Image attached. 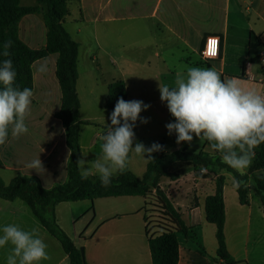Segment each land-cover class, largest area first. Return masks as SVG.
<instances>
[{"label": "crops", "instance_id": "1", "mask_svg": "<svg viewBox=\"0 0 264 264\" xmlns=\"http://www.w3.org/2000/svg\"><path fill=\"white\" fill-rule=\"evenodd\" d=\"M78 6L80 21L70 23L76 38L70 28L66 29L80 44L79 58L84 47L85 60L92 65L79 67L77 84L81 97L80 120L92 123L82 125L80 129V146L82 156L87 154L83 156L86 161L94 160L99 154L100 137L107 130V125L111 124L109 117L112 112L106 109V99L109 85L114 81L126 82L128 101L141 100L150 105L140 115L160 130L149 134L141 130L136 122L133 129L135 143H143L145 147L153 143L164 144L168 152V145L176 143V139H173L175 133L169 135L165 127L173 120L166 102L160 100L158 85L171 86L173 71L177 67H184L186 72L187 67L211 68L216 64V71L222 79L236 78L243 87L263 92V85L259 82L264 77V62L261 59L257 64L249 62L241 77L231 74L235 73L231 70L236 65L244 67V63L250 60L251 33L264 42V0H80ZM211 35L220 37V57L204 60L201 51ZM20 37L32 49L46 46L47 28L43 12L22 19ZM263 53L264 49L257 51L258 55ZM56 62L57 55H52L33 64L32 104L36 100L41 108L36 112L30 111L26 118L27 134L13 138L9 132L6 143L0 146L1 149L20 152L18 156L22 157L23 154L25 159L10 166L5 165L0 157V176H3L2 171L8 174L9 180H4L6 184L18 174L37 176L47 189L68 180L70 150L66 130L55 117L62 104ZM43 63L47 64L48 71L42 74L38 68ZM253 67H258L256 72ZM89 73H92L91 77ZM87 74L88 82L84 79ZM250 76L256 77V81H249ZM88 98L101 104L100 113L84 110L83 104ZM34 135L38 138L33 139ZM166 137H170V140ZM39 156L46 169L40 174L26 167ZM149 161L131 152L129 167L142 177ZM222 174L226 176L225 235L228 250L236 262L249 264L250 248L257 247L264 239L263 204L252 191L249 204L242 205L238 188L232 185L233 174L223 171ZM159 187L180 212L187 227L192 229L189 235H178L179 264H212L217 259V228L207 221L205 206L207 198L215 193L216 176L197 178L194 170L187 166L177 180L162 177ZM150 197L155 199V193ZM0 200L4 202L0 201V235L3 226L8 224L19 225L24 230L38 228L51 257L40 264H70L69 256L60 242L42 226L31 209L28 211L19 203L22 200ZM93 202L79 201L84 205L64 202L58 204L55 210L61 228L78 248L84 247L86 262L153 264L147 235L150 227L145 220L149 199L120 196L96 199L95 204ZM94 206L96 211L93 220H90L91 225L82 224L79 227L78 221ZM10 248V244L0 248V264H6ZM215 264L224 262L218 260Z\"/></svg>", "mask_w": 264, "mask_h": 264}, {"label": "trees", "instance_id": "2", "mask_svg": "<svg viewBox=\"0 0 264 264\" xmlns=\"http://www.w3.org/2000/svg\"><path fill=\"white\" fill-rule=\"evenodd\" d=\"M80 0H37L36 5L25 6L21 0H0V62L6 59L3 53V44L7 40L13 42L9 49L10 59L13 61L17 77L13 87L23 90L28 87L34 89L33 64L38 60L57 55L56 76L62 91V104L55 114L65 130L67 146L70 150V160L67 167V182L47 189L37 176L18 174L10 183L6 184L0 176V198L6 201L22 200L32 210L42 226L55 237L69 256L70 264H88L83 261L80 248L76 246L70 236L61 228L57 221L56 206L64 202L95 201L96 199L143 196L149 199L155 193V200L160 209L161 221L157 222L153 234L147 232L148 242L153 264H179L180 241L179 233L189 235L192 231L185 224L182 215L174 207L167 195L159 187L162 177L177 180L184 172L185 167H191L195 176L200 179L216 176L215 193L206 200V219L216 225L218 251L217 259L224 264H241L236 262L228 250L225 224V196L224 188L226 176L223 170L243 181L238 188L240 203L248 205L250 193L253 191L261 198L264 208V143L257 146L253 163L249 171L241 175L236 170L224 164L220 154L213 149L210 151L189 152L187 148L178 152H168L165 149L155 152L142 177L137 176L129 167L121 174L112 177L111 183L104 186L98 175H90L82 179L76 161L82 157L80 146V129L82 125H91L90 122L80 120L81 97L77 88L79 80V49L80 44L73 39L65 27L66 18L70 15L69 4ZM43 12L47 28L46 46L40 49L30 48L20 37V22L28 15ZM259 49H264L262 42L255 33H251L250 60L251 64L260 61ZM249 62L244 63V72ZM3 85H0L2 90ZM128 101L129 92L125 81L117 80L109 85L106 99V109L114 110L119 98ZM206 144L210 147L209 143ZM135 145V142H134ZM133 145V146H134ZM211 148V147H210ZM131 153L129 154L130 160ZM201 168L207 171L201 175ZM148 206V202L146 203ZM148 223V219L145 216Z\"/></svg>", "mask_w": 264, "mask_h": 264}, {"label": "clouds", "instance_id": "3", "mask_svg": "<svg viewBox=\"0 0 264 264\" xmlns=\"http://www.w3.org/2000/svg\"><path fill=\"white\" fill-rule=\"evenodd\" d=\"M13 42L3 44L0 62V146L8 139L19 138L29 132L26 118L30 115L33 91L13 87L17 72L14 69L9 49ZM40 73H47L46 63L39 66ZM161 102L174 122L165 125L168 134H176V143H189L194 136L207 141L220 154L224 164L244 174L254 158V149L264 143V94L242 86L236 78L224 77L214 68L187 67L186 72H177L172 86L159 83ZM150 108L141 100L126 101L122 97L115 104L110 115L111 124L101 135L100 152L92 161L83 156L76 161L82 179L98 175L102 185L108 186L112 177L123 173L128 166L129 154L154 160L152 153L162 151L163 145L153 143L145 147L135 143L133 131L136 122L148 123L141 112ZM147 157V158H146ZM88 165L85 167V165ZM38 174L46 169L40 159H33L26 165ZM201 175L207 169L201 168ZM244 182L232 177L233 187L239 188ZM11 245L6 255V264H40L50 260L47 244L40 237L39 229L24 230L19 225L3 226L0 248Z\"/></svg>", "mask_w": 264, "mask_h": 264}, {"label": "rangeland", "instance_id": "4", "mask_svg": "<svg viewBox=\"0 0 264 264\" xmlns=\"http://www.w3.org/2000/svg\"><path fill=\"white\" fill-rule=\"evenodd\" d=\"M21 1H22V4L25 6L36 5V3H37L36 0H21ZM69 8H70L71 17H69L70 16L69 15L66 18L65 27H68V29L70 28L69 30L72 32L73 37L76 38V35H75L73 29H71L72 24H70V23H73V20H77L78 22L80 21L79 20L80 12H79L78 2L70 3ZM38 44H41V42H39ZM85 58H86L85 57V49L83 47L81 50L80 58H79V67H92V65L91 66L89 65V61H86ZM246 62H249V60H247ZM212 66H214V67H211V68H214L216 70V67H215L216 64H213ZM254 66H256V65H254ZM204 68H208V67L205 66ZM257 68L258 67H253V71L256 72ZM173 72H174V78L173 79L175 80L176 73L177 72H184V67H177L176 71L174 70ZM231 72H235V73H231V74H238L237 76L241 77L242 72H243V65H236L235 67L232 68ZM89 76L91 77L92 73H89ZM87 78H88V74L86 76H84L85 81ZM174 80L172 82V85L174 84ZM86 82H88V81H86ZM83 107H84V110L86 112L91 111V112L100 113V111H101V104L99 102L98 103L92 102V99H89V98L85 99ZM40 108H41V104H37L36 100H35V101H33V104L31 103L30 111L36 112ZM172 120H173L172 122H174L173 117H172ZM137 124L139 125V128L141 130L146 131L149 134H153L155 132L157 133L160 131V130L156 129V126H152L151 123L144 124L138 120ZM175 136H176V134H175ZM175 136L173 137V139H176ZM32 138L34 139V138H38V137L34 135ZM166 138L168 140H170V137H166ZM185 147H187L189 152H200L203 150H206V151L211 150V148L206 144V141H200L195 136H194L191 144L185 142V143H181L178 145L177 143H174L172 145H168V150L170 152H176V151H178L177 149L182 151ZM256 151H257V148L254 149L255 154H256ZM17 153L20 154V152H17L15 150L12 151V149H11V151H10V150H5L3 147L1 149V147H0V157L2 158L5 165L7 163L11 166L13 164L17 165L18 162H24L25 159L23 158V154H21L22 157H19ZM4 163H3V165H4ZM252 163H253V160L251 162V165H252ZM250 166L246 170H244V172L249 171ZM2 172H3V176L1 178L3 180H5V179L9 180L8 174L7 173L5 174V171H2ZM223 172L228 173L227 170H223ZM0 201H1V203H4V202H2V200H0ZM19 203H21V205L26 207V209H28V211H31L26 203H24L23 201H19ZM99 203L103 204L104 202H99ZM93 204H95V201L93 202ZM74 205H84V204H81L78 202ZM157 205H158L157 201L154 198L149 197V202H148V206L146 207L145 215L148 219V225L150 227V234L155 233V231H156L155 227L158 226L157 222L161 221L159 218L162 217L161 214L159 213L160 209L158 208ZM95 211L96 210H95V206H94L90 213L87 212L86 215H84L83 219L82 220L80 219L78 221L79 227L82 226V224L88 225L91 222L90 220H93ZM90 225H91V223H90ZM250 252H251V263H249V264H264V239H263L262 243L257 244V247H255V248L251 247ZM259 259H260V261H259ZM241 264H248V263H241Z\"/></svg>", "mask_w": 264, "mask_h": 264}, {"label": "built area", "instance_id": "5", "mask_svg": "<svg viewBox=\"0 0 264 264\" xmlns=\"http://www.w3.org/2000/svg\"><path fill=\"white\" fill-rule=\"evenodd\" d=\"M214 42V43H213ZM221 53V40L219 36L211 35L207 38L204 48L201 51V57L204 60H214L220 57ZM260 59L264 62V53L260 55ZM249 81H256V77L250 76L248 78ZM259 82L263 85L264 94V77L259 80Z\"/></svg>", "mask_w": 264, "mask_h": 264}, {"label": "water", "instance_id": "6", "mask_svg": "<svg viewBox=\"0 0 264 264\" xmlns=\"http://www.w3.org/2000/svg\"><path fill=\"white\" fill-rule=\"evenodd\" d=\"M80 251H81L82 259H83V261H85L86 259H85V249H84V247H81Z\"/></svg>", "mask_w": 264, "mask_h": 264}, {"label": "snow or ice", "instance_id": "7", "mask_svg": "<svg viewBox=\"0 0 264 264\" xmlns=\"http://www.w3.org/2000/svg\"><path fill=\"white\" fill-rule=\"evenodd\" d=\"M214 43V42H213Z\"/></svg>", "mask_w": 264, "mask_h": 264}]
</instances>
